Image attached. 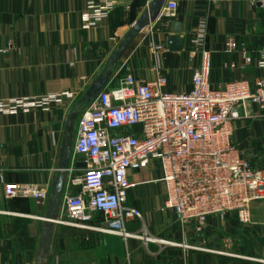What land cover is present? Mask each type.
I'll use <instances>...</instances> for the list:
<instances>
[{
	"label": "crops",
	"instance_id": "1",
	"mask_svg": "<svg viewBox=\"0 0 264 264\" xmlns=\"http://www.w3.org/2000/svg\"><path fill=\"white\" fill-rule=\"evenodd\" d=\"M175 2L178 18L161 15L155 25L136 32L146 0H135L130 10L117 9L94 28L82 20L87 0H0V101L65 95L48 110L0 114V264H264V201L252 206L248 220L238 213L214 216L198 232L195 223L182 225L165 209L167 187L155 162L130 174L127 202L143 217L130 222L128 231L146 234L152 242L55 222L66 218L64 198L81 192L73 184L87 169L75 150L79 124L103 90L119 86L127 75L149 82L163 74L171 93L190 92L201 64L192 40L204 21L212 85L239 80L255 85L264 78V70L255 66L264 49L262 5L256 0ZM181 2L185 43L182 52L173 53L172 24L179 21ZM230 39L248 52L252 66L241 68L239 53H225ZM152 44L163 45L166 52L156 57ZM96 86L102 90L92 94ZM239 115L232 124L233 142L254 167L264 168V108L246 104ZM61 176V206L49 217ZM7 185L39 186L49 190L50 199L40 205L32 199L10 200ZM102 220L97 216L95 223Z\"/></svg>",
	"mask_w": 264,
	"mask_h": 264
},
{
	"label": "built area",
	"instance_id": "2",
	"mask_svg": "<svg viewBox=\"0 0 264 264\" xmlns=\"http://www.w3.org/2000/svg\"><path fill=\"white\" fill-rule=\"evenodd\" d=\"M134 1L87 0L83 23L94 28L117 9L130 10ZM152 1L146 0L147 7ZM225 1L238 0H210V4ZM256 3L264 7V0ZM162 15L178 18V4L169 1ZM207 38L204 21L192 40L201 64L193 73L190 92L171 93L163 74L149 82L127 75L119 86L106 88L91 102L82 115L75 147L87 165L73 182L81 192L64 198L66 218L55 222L91 234L152 242L146 234L128 231L130 222L143 217L127 202L133 187L130 174L153 162L167 187L165 209L174 212L182 225L195 223L198 232L214 216L238 213L248 220L252 206L264 201V168H256L244 158L233 142L232 128L242 106L264 108V78L255 85L247 80L212 85ZM151 50L160 57L166 47L152 44ZM225 53H239L241 68L254 63L234 39L227 41ZM255 66L264 70V49ZM64 96L0 101V114L48 110ZM6 196L10 200L32 199L38 205L50 199L49 190L39 186L7 185ZM97 216L103 217L101 225L95 223Z\"/></svg>",
	"mask_w": 264,
	"mask_h": 264
},
{
	"label": "water",
	"instance_id": "3",
	"mask_svg": "<svg viewBox=\"0 0 264 264\" xmlns=\"http://www.w3.org/2000/svg\"><path fill=\"white\" fill-rule=\"evenodd\" d=\"M167 1L168 0H153L152 3L147 8V10L145 11V13L143 14V16L137 22L135 26V31L139 32L141 30H145L155 25L159 21ZM169 1H179V0H169ZM184 10H185V4L181 2L179 7V21L177 23L172 24L174 35L170 38V51L173 53H180L184 49L185 41L181 37L183 33L182 23L184 19ZM101 90H102V86H96L95 88H93L92 94H96ZM63 185H64V177L61 176L55 185L54 201L49 208V213H48L49 217H53L61 206Z\"/></svg>",
	"mask_w": 264,
	"mask_h": 264
}]
</instances>
